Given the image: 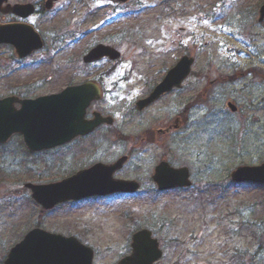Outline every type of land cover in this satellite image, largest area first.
<instances>
[{"label": "rangeland", "instance_id": "rangeland-1", "mask_svg": "<svg viewBox=\"0 0 264 264\" xmlns=\"http://www.w3.org/2000/svg\"><path fill=\"white\" fill-rule=\"evenodd\" d=\"M43 1L8 0L41 8L25 22L44 46L19 60L10 46L0 45V98L33 99L100 76L105 95L95 109L113 117L114 129L127 139L102 129L48 152L28 153L18 135L0 145V264L34 227L77 235L93 249V264H115L127 255L130 236L141 227L159 241L157 264H230L235 250L234 260L241 264H264V185H237L228 178L237 166L264 162V20L258 22L264 0H130L127 5L60 0L50 12L43 11ZM10 21L18 20L0 14V23ZM96 44L120 52L115 66L106 60L82 63ZM184 55L195 60L193 77L148 113L127 114ZM198 86L207 93L191 120L155 145H137L116 174L140 182L138 194L42 211L23 188L127 155L131 138L137 144L144 131L178 117L196 100ZM228 101L238 113L231 114ZM159 159L188 166L193 189L156 193L150 181Z\"/></svg>", "mask_w": 264, "mask_h": 264}, {"label": "water", "instance_id": "water-1", "mask_svg": "<svg viewBox=\"0 0 264 264\" xmlns=\"http://www.w3.org/2000/svg\"><path fill=\"white\" fill-rule=\"evenodd\" d=\"M7 0H0L1 5ZM59 0H47L45 10L49 11ZM125 4L128 0H112ZM4 13L25 18L32 14L30 5L9 7ZM264 19V3L259 9L258 21ZM0 44L14 47L19 58L27 57L33 51L42 48V41L32 27L25 24H0ZM120 54L111 47L97 45L83 58L85 63L102 58L118 59ZM193 59L183 56L174 67L169 69L161 82L156 85L147 98L138 103L143 108L173 88H179L190 73ZM97 87L85 83L78 87H69L58 94L38 97L33 100H20L9 97L0 100V144L9 137L21 135L23 143L30 152L48 150L66 144L73 139L93 132L101 124L110 125V117L93 114V119L84 120L86 109L99 100ZM19 104V110L16 105ZM232 110L234 108L230 106ZM125 158L114 165L102 164L80 171L60 182L48 185L27 184L32 199L43 209H52L56 204L70 200H80L91 196H107L113 193H133L138 185L133 182L112 179L113 173L120 169ZM233 182H251L264 184V163L258 166H241L230 173ZM153 181L161 191L173 188H185L188 171L183 168L174 170L166 163L155 168ZM131 254L117 264H154L161 257L158 243L151 238V232L140 230L131 235ZM93 252L73 239L49 234L39 229L31 230L23 240L15 245L3 264H91Z\"/></svg>", "mask_w": 264, "mask_h": 264}, {"label": "flooded vegetation", "instance_id": "flooded-vegetation-1", "mask_svg": "<svg viewBox=\"0 0 264 264\" xmlns=\"http://www.w3.org/2000/svg\"><path fill=\"white\" fill-rule=\"evenodd\" d=\"M43 3H44V1H43ZM36 6L37 5H35L34 7L36 8V13L38 14V13L41 12V8L39 9V7H38V9H37ZM0 14H2V13L0 12ZM2 15L12 16L16 20H18V21H10V22H8L9 24L10 23H12V24L25 23V21L28 19V17H26V19L22 18L23 19L22 20L20 17H17V16L12 15V14H2ZM87 65H89V64H87ZM261 75H263V74H261ZM191 77H193V73L192 72L190 73V75L188 76L187 79H190ZM94 80L97 81L98 78H94ZM75 85H79V84H75ZM98 85L100 86L101 93H104L105 90L103 89L102 84H98ZM67 86H70V85H66L65 87H67ZM187 86H188V90L190 89V91H192L193 85H188L187 84ZM65 87H63V88H65ZM154 87H155V85L152 88H150L147 91H145V93H143V95L141 94V96H139L138 99H135V101H133V104L131 105V107L128 109L127 114L131 113V114L143 115L145 113H148L153 106H155L161 100H163L164 98L168 97L169 95H172L173 93H175L177 91L176 89H172L169 92L162 94L157 100H155L151 104H149V105H147V106H145L143 108H137L138 107V102L143 101L147 96H149V94L152 92ZM197 89H198L197 90L198 91V95H197L196 100L191 99L189 104H186L187 106L184 108V110L179 113L178 117H174V119H172L170 121L165 118L166 119L165 122H167V123H164V125L161 128H157L156 127L155 129H148V130L144 131L143 133L140 134V138L137 139V140H139L138 142L142 143L144 146L145 145H155V143H157L158 140H159L158 138L169 137L170 133H172L174 130H176L177 127H179V125L182 126L184 123L186 124L187 121L191 120V115L198 110V109H196L197 105L199 106L202 98L207 93V91H206L207 88L206 87H202V86L199 87L198 86ZM95 104L96 103L92 104V106L87 110V113H86V116H85L86 120H90L91 117H92V113L95 112V111H98V110L95 109ZM229 104L233 105L235 107V109H236L234 112L231 111V114H236V113L239 112V107L235 103L233 104L232 102L228 101L227 102V106ZM98 112H100V111H98ZM100 113L103 114L102 112H100ZM168 116H169V114H168ZM115 124H116L115 121H114L113 125H111V126H106V125L102 124L92 134H89L87 136L81 137L79 139H84V140L89 139V138L93 137L95 134H97L98 130L104 129L105 130L104 133L108 134V136H115V139L119 138V139H122L123 141H126V139H127L126 135L125 134L123 135V133H119V131H117V129H114L115 128ZM153 140H154V142H153ZM131 142H132L131 146L133 145V147L127 153V156L129 158L132 157L136 153V151H137L136 150V146L139 145L138 143L137 144L135 143V139L134 138H131ZM159 160L161 161V159H159ZM170 165H172V164L170 163ZM189 174H190V179L192 181V173H191L190 170H189ZM191 187H193V185ZM66 236H72V237H75L76 239H79L77 235H75V234L73 235L71 233H69Z\"/></svg>", "mask_w": 264, "mask_h": 264}, {"label": "trees", "instance_id": "trees-1", "mask_svg": "<svg viewBox=\"0 0 264 264\" xmlns=\"http://www.w3.org/2000/svg\"><path fill=\"white\" fill-rule=\"evenodd\" d=\"M238 253H239V252H237L236 250L233 252V259H232V261L230 262V264H241V263H239L238 261H235V260H234V258H236L237 255L239 256Z\"/></svg>", "mask_w": 264, "mask_h": 264}]
</instances>
